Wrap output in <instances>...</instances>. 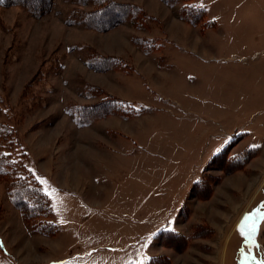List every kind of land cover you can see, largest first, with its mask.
I'll use <instances>...</instances> for the list:
<instances>
[{"label": "rangeland", "instance_id": "rangeland-1", "mask_svg": "<svg viewBox=\"0 0 264 264\" xmlns=\"http://www.w3.org/2000/svg\"><path fill=\"white\" fill-rule=\"evenodd\" d=\"M153 1L169 21L104 31L76 20L90 0L0 9V122L59 228L33 230L0 181V264H264V0ZM173 20L192 26L164 40ZM108 94L132 115L76 122Z\"/></svg>", "mask_w": 264, "mask_h": 264}, {"label": "trees", "instance_id": "trees-1", "mask_svg": "<svg viewBox=\"0 0 264 264\" xmlns=\"http://www.w3.org/2000/svg\"><path fill=\"white\" fill-rule=\"evenodd\" d=\"M95 2L96 8L91 11L78 12L76 19L79 24L85 27H91L96 30L114 28L120 23L130 21L135 28L140 29L152 20L145 10L137 5H119L113 0H90ZM173 3L179 0H165ZM54 0H0V9L10 5H18L26 8L35 16L49 13L52 10ZM204 11L199 9L186 7L182 10V16L191 24L199 23ZM147 22V23H146ZM105 27V28H104ZM89 65L96 70L107 71L110 69H120L125 64L124 60L119 57L94 55L89 59ZM93 94L104 93V90L96 86H90L88 91ZM2 97L0 96V113L2 111ZM131 106L130 102H126L112 95H105L99 102L78 107L76 122L81 125H87L109 114H119L130 116L132 113L127 111V107ZM17 139L15 130L0 122V181L7 185L10 198L13 204L21 211L24 220L33 224V230L54 236L59 232V228L51 218L53 215L49 196L44 192L39 180L33 173L21 165L15 152L17 148ZM218 156V155H217ZM198 181L195 184V190L199 192L206 187ZM179 239V235H171L168 239Z\"/></svg>", "mask_w": 264, "mask_h": 264}, {"label": "crops", "instance_id": "crops-1", "mask_svg": "<svg viewBox=\"0 0 264 264\" xmlns=\"http://www.w3.org/2000/svg\"><path fill=\"white\" fill-rule=\"evenodd\" d=\"M144 7H145V10L147 11V13H149L150 16H154L158 20H160V21H162L164 23L171 19V17L169 16V14H170L169 11H168V13H169L168 14L166 12V9L164 7H162L157 1H153L152 0L149 4L144 5ZM180 21L178 22V21L173 20V21L169 22V24H168L169 27H168V30H166L167 34H166V37L164 38V40L165 39L166 40H172L173 39L172 37L176 36V34H177V29H180L182 27H186L188 25L192 26L191 24H189L187 22L184 23L182 20H180ZM153 65H155V64H153ZM121 100H123V99H121ZM124 101H127V100H124Z\"/></svg>", "mask_w": 264, "mask_h": 264}, {"label": "snow or ice", "instance_id": "snow-or-ice-1", "mask_svg": "<svg viewBox=\"0 0 264 264\" xmlns=\"http://www.w3.org/2000/svg\"><path fill=\"white\" fill-rule=\"evenodd\" d=\"M249 219V217H245V221L247 222V220Z\"/></svg>", "mask_w": 264, "mask_h": 264}]
</instances>
